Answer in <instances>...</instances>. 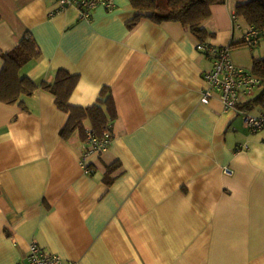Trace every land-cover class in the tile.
Listing matches in <instances>:
<instances>
[{
	"label": "crops",
	"instance_id": "1",
	"mask_svg": "<svg viewBox=\"0 0 264 264\" xmlns=\"http://www.w3.org/2000/svg\"><path fill=\"white\" fill-rule=\"evenodd\" d=\"M245 1L214 4L203 25L206 42L230 45L233 62L252 72L264 35L235 16ZM58 7L0 0V72L2 53L32 35L41 56L21 76L79 75L70 97L77 106L94 104L108 87L113 139L86 173V143L79 131L62 137L67 113L53 93L39 87L15 103L0 100V264L24 263L33 240L62 264H264V127L252 131L210 88L213 58L198 38L177 21L132 26L130 0L99 5L90 19ZM248 37L256 42L234 48ZM261 92L241 95L239 106L259 114L264 104L245 103ZM117 161L108 185L107 166Z\"/></svg>",
	"mask_w": 264,
	"mask_h": 264
},
{
	"label": "trees",
	"instance_id": "2",
	"mask_svg": "<svg viewBox=\"0 0 264 264\" xmlns=\"http://www.w3.org/2000/svg\"><path fill=\"white\" fill-rule=\"evenodd\" d=\"M138 14L131 22L134 26L142 18H149L156 22L177 21L191 31L200 42H206L210 33L204 27L203 22L211 16L214 4L224 3L226 0H130ZM235 16L243 18L257 32V37L264 35V1L247 0L239 2L235 8ZM1 20V14H0ZM247 41L237 42L233 45H243ZM41 50L35 38L27 34L22 40L8 52H3L4 65L0 72V100L15 103L20 96L32 95L39 87L50 91L55 96L56 105L67 113V120L61 128V135L65 139L71 138L79 131L83 141L86 142L85 121L89 120L91 127L98 136L111 126L117 117V106L111 90L104 87L98 100L90 106H77L70 102V97L75 90L79 75L66 69H59L53 82H37L28 76H21V68L30 60L39 58ZM252 73L261 79L262 92L260 95L245 103L252 102L264 104V57L254 58ZM243 106V105H242ZM244 107V106H243ZM112 131V129H111ZM120 162L107 166L105 182L108 185L114 183L118 177ZM88 167L92 172L90 162Z\"/></svg>",
	"mask_w": 264,
	"mask_h": 264
},
{
	"label": "built area",
	"instance_id": "3",
	"mask_svg": "<svg viewBox=\"0 0 264 264\" xmlns=\"http://www.w3.org/2000/svg\"><path fill=\"white\" fill-rule=\"evenodd\" d=\"M59 4V9H66L69 5L77 8L79 17L90 19L92 11L99 5H103L107 9L114 6V0H55ZM254 38H247L248 44L255 43ZM199 50L213 58V67L205 72V79L211 89L220 92L222 99L227 109H236L240 111L245 118L246 125L252 130L257 131L264 127V109L259 114H253L250 111L239 106L240 96L250 97L261 86V79L246 70L243 67L236 65L231 57V46H218L209 42H200ZM212 92L206 90L203 100L208 102ZM106 130L103 136H98L92 127L86 129V149L81 157V163L86 173H91L88 167L90 158L97 154L105 153L113 139L112 127ZM22 264H62V259L59 255L44 249L36 240L29 244L28 256ZM73 264V263H70Z\"/></svg>",
	"mask_w": 264,
	"mask_h": 264
},
{
	"label": "rangeland",
	"instance_id": "4",
	"mask_svg": "<svg viewBox=\"0 0 264 264\" xmlns=\"http://www.w3.org/2000/svg\"><path fill=\"white\" fill-rule=\"evenodd\" d=\"M235 49H237V45L234 46ZM246 70H250V68L246 69ZM256 92L254 94H252V96H255Z\"/></svg>",
	"mask_w": 264,
	"mask_h": 264
}]
</instances>
